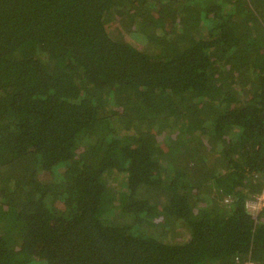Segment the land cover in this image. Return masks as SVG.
I'll list each match as a JSON object with an SVG mask.
<instances>
[{
	"label": "trees",
	"instance_id": "16d2710c",
	"mask_svg": "<svg viewBox=\"0 0 264 264\" xmlns=\"http://www.w3.org/2000/svg\"><path fill=\"white\" fill-rule=\"evenodd\" d=\"M263 191L264 0H0V264H264Z\"/></svg>",
	"mask_w": 264,
	"mask_h": 264
},
{
	"label": "rangeland",
	"instance_id": "374dc122",
	"mask_svg": "<svg viewBox=\"0 0 264 264\" xmlns=\"http://www.w3.org/2000/svg\"><path fill=\"white\" fill-rule=\"evenodd\" d=\"M113 28V27H112ZM124 38L129 41V42H132L133 44H135L137 47H142L141 44H139L138 42H136V39L132 38V36L128 35V34H124ZM250 203V208L252 209H255V210H258L260 209L262 206H264V202H258L256 200H250L249 201Z\"/></svg>",
	"mask_w": 264,
	"mask_h": 264
},
{
	"label": "built area",
	"instance_id": "2783aa9c",
	"mask_svg": "<svg viewBox=\"0 0 264 264\" xmlns=\"http://www.w3.org/2000/svg\"><path fill=\"white\" fill-rule=\"evenodd\" d=\"M256 201H258V202H264V191L260 194V195H258L257 196V198H256ZM245 264H252V262H246Z\"/></svg>",
	"mask_w": 264,
	"mask_h": 264
}]
</instances>
